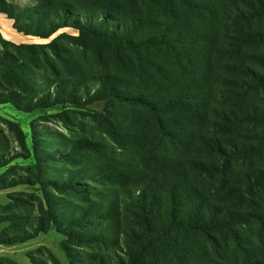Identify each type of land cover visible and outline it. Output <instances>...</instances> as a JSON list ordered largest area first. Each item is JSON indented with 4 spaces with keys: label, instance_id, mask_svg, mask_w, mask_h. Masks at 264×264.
I'll return each instance as SVG.
<instances>
[{
    "label": "rangeland",
    "instance_id": "374dc122",
    "mask_svg": "<svg viewBox=\"0 0 264 264\" xmlns=\"http://www.w3.org/2000/svg\"><path fill=\"white\" fill-rule=\"evenodd\" d=\"M4 1L11 4L10 8L27 11L40 2ZM73 1L99 11L114 9L112 20L92 11L95 19L104 18L100 29L118 30L121 22L138 18L140 25L160 35L162 30L192 20L183 11L168 14L155 9L148 0H69ZM29 12L35 15L34 11ZM50 16L56 21L53 13ZM73 19H66L65 24L58 20L60 27L47 37H30L29 44L44 45L49 60L45 55L38 62L27 58L30 59L28 71L20 69L30 78L33 92L41 96L52 93L50 102L56 100V95L65 98L70 95L77 98L76 103L63 100L31 111L19 110L8 101L0 103V176L4 182L17 178L32 180L0 189V218L11 220L0 222V238L7 236L6 232L12 236L18 229L32 233L45 227L33 238L11 245L0 244V259H4V264H195L194 257L204 254L208 246L211 255L229 264H252L255 256L264 260V221L256 217L264 216V124H251L247 120L253 113L247 104L243 110L248 111L234 119L239 124L235 132H241L242 127L246 135L258 129L261 139L257 144L261 152L234 161L230 182L237 195L229 200L218 199L234 212L239 208L253 214L250 222L236 225L237 242L224 229L212 232L214 242L202 235L183 234L180 241L187 246L167 256H161L150 245L143 247L142 211L134 198L139 190H158L164 196L162 190L166 194L167 187L155 182L159 174L145 159L147 153L128 139L133 128L130 114L135 107L107 95L93 99L100 86L97 78L118 74V68L114 61L108 60L113 58L107 55L101 41L92 38L84 41ZM260 22L264 25V17ZM47 28L51 29L48 24ZM4 47L0 41V50ZM6 47L17 55L14 47ZM8 59L22 62L19 57ZM7 89L11 87L0 86L1 101L10 98ZM15 90L19 99L29 102L28 94L18 92L16 87ZM221 93L217 101L221 110L224 106L239 110L232 91L224 89ZM250 100L264 108L263 91L246 97L247 103ZM241 103L238 104L244 106ZM148 128L152 137L154 132ZM35 134L41 153L39 161L34 153ZM48 150L54 153L51 159ZM219 177L220 174L205 176L206 180L194 177L191 185L219 198L227 190L221 186Z\"/></svg>",
    "mask_w": 264,
    "mask_h": 264
},
{
    "label": "trees",
    "instance_id": "16d2710c",
    "mask_svg": "<svg viewBox=\"0 0 264 264\" xmlns=\"http://www.w3.org/2000/svg\"><path fill=\"white\" fill-rule=\"evenodd\" d=\"M39 1L29 9L35 15L15 6L10 8L11 4L4 0H0V11L14 20L17 30L39 37H47L60 27L58 20L65 24L66 19L74 17L72 23L84 41L91 38L101 41L107 55L113 58L108 60L114 61L118 68V74L97 78L100 86L93 99L107 95L135 107L130 114L133 128L128 139L147 153L145 159L159 174L155 182L167 187L166 194L162 190L164 196L158 190H139L134 198L142 211L143 247L150 245L161 256H167L187 246L180 241L183 234L202 235L214 242L212 232L224 229L230 231L237 242L236 225L250 222L253 214L239 208L234 212L218 199L229 200L237 195L230 182L234 161L249 159L261 152L257 144L261 139L258 129L245 135L240 127L242 131L236 133L239 124L234 119L248 111L243 110L247 104L253 110L247 120L251 124H264V108L255 101H246L254 92H264V25L260 22L264 17V0H148L155 9L168 14L183 11L192 19L171 30H162L160 35L140 25L138 18L121 22L118 30L100 29L102 19H114L113 8L99 11L78 1ZM92 11L101 13L104 18L95 19ZM51 13L56 21L51 19ZM145 28L147 31L143 33ZM0 41L5 45V49L0 50V86L11 87L7 89L10 98L0 103L11 102L23 111L63 100L76 103L77 98L70 95L67 98L56 95V100L50 102L52 93L41 96L32 91L30 78L20 67L29 68L27 58L38 62L45 55L49 60L44 45L14 44L1 34ZM7 45L14 47L17 55ZM38 48H42L41 51ZM17 57L22 62L8 59ZM15 87L18 92L28 94L29 102L24 103L17 97ZM245 87L249 90L244 91ZM220 89L232 91L239 110L228 106L221 110L217 102L222 97ZM241 101L244 106L238 104ZM148 127L154 132L152 137ZM34 139V153L39 161L41 153L37 149L36 134ZM47 154L53 158L54 153L48 150ZM219 174L221 186L227 189L219 198L191 185L194 177L206 180L205 176ZM31 181V178L28 181L17 178L4 182L0 176V189ZM256 217L264 221V216L257 214ZM4 220L11 221L0 218V222ZM44 230V226L32 233L18 229L12 236L6 232L0 244L19 243ZM203 253L194 257L195 264H229L211 255L208 246ZM255 257L252 264H264L263 259ZM3 260L0 259V264H4Z\"/></svg>",
    "mask_w": 264,
    "mask_h": 264
},
{
    "label": "crops",
    "instance_id": "0c3cea01",
    "mask_svg": "<svg viewBox=\"0 0 264 264\" xmlns=\"http://www.w3.org/2000/svg\"><path fill=\"white\" fill-rule=\"evenodd\" d=\"M0 34L1 36L12 43L22 44L30 43V37H36L31 34H25L14 27V20L9 18L5 13L0 11ZM1 107V106H0Z\"/></svg>",
    "mask_w": 264,
    "mask_h": 264
}]
</instances>
